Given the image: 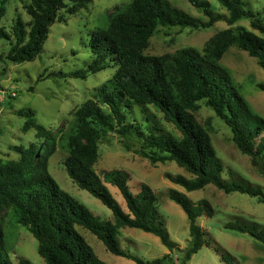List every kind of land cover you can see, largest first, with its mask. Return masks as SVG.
<instances>
[{
    "label": "trees",
    "instance_id": "trees-1",
    "mask_svg": "<svg viewBox=\"0 0 264 264\" xmlns=\"http://www.w3.org/2000/svg\"><path fill=\"white\" fill-rule=\"evenodd\" d=\"M30 0L24 7L31 20L18 16L9 32L0 27V39L11 41L7 59L13 63L32 61L41 53L52 23L63 20L60 11L76 12L88 0ZM208 17L202 20L169 0H131L117 6L109 23L91 37L92 60L86 67L65 76L86 78L89 73L105 69L110 61L117 65L113 75L98 89L95 98L87 99L75 112L71 150L64 159L69 176L77 184L99 198L112 210L114 221L102 220L89 207L63 189L50 172V158L56 151V134L39 123L32 108H21L17 114L25 118L24 130L34 127L36 140L18 144V159L0 161V264H14L11 251L18 226H25L38 240V251L47 264H108L101 259L79 226L90 230L103 241L109 251L132 259L136 264H175L170 254L152 260L126 252L120 246L121 227H133L157 235L173 252L178 245L166 229L157 205V195L147 184L134 192L128 175L114 169L101 177L94 168L100 155L101 135L117 133L124 147L132 149L139 142L137 154L152 163L175 161L192 177L178 174L170 179L187 191L213 184L225 192H241L264 201V193L236 179L222 177L224 163L212 140L210 127L203 125L195 111L205 101L231 129L241 152L264 173V117L244 97L231 71L221 63L224 53L238 44L249 55L258 58L264 68V17L245 7L244 0H219L227 15L215 13L208 0H189ZM10 0H0V20L6 15ZM247 18L251 29L233 26ZM230 27L211 36L202 49L182 47L160 56L146 54L150 38L160 26L207 28L218 20ZM257 86L264 91V83ZM130 102L151 105L172 122L181 136L165 129L146 131L140 124L127 121ZM115 185L126 202L125 209L107 184ZM171 200L179 204L189 220L190 240L183 250L181 264L207 242L206 232L198 223L202 215H213L208 200L197 202L176 188L169 190ZM242 232L264 243V225L246 228L232 224ZM19 264H34L21 257Z\"/></svg>",
    "mask_w": 264,
    "mask_h": 264
},
{
    "label": "rangeland",
    "instance_id": "rangeland-1",
    "mask_svg": "<svg viewBox=\"0 0 264 264\" xmlns=\"http://www.w3.org/2000/svg\"><path fill=\"white\" fill-rule=\"evenodd\" d=\"M24 1L30 0H10L6 15L0 20V27L11 32L18 16L26 22L31 20ZM130 1L88 0L85 6L74 13L68 12L66 8L62 9L60 14L64 19L52 23L41 53L32 61H9L7 54L11 41L4 37L0 39V161L18 159L15 146L28 145L37 139V130L34 127L24 130L25 118L17 114V110L21 108L34 109L37 121L56 134V151L50 158L49 166L53 177L63 189L85 203L100 219L111 221H114L112 210L69 176L64 159L71 150L70 137L76 110L87 99L95 98L98 87L113 75L117 65L110 61L105 69L89 73L86 78L65 76L59 72L86 67L93 58L90 48L92 34L108 25L110 15L117 6ZM169 1L193 16L208 19L203 10L189 0ZM208 1L215 13L228 14L219 0ZM244 2L247 9L264 17V0ZM73 3V0H67L68 6ZM233 26L251 29L247 18L237 21ZM227 27L230 25L223 19L200 29L160 26L150 38L144 52L160 56L187 46L202 49L211 36ZM221 63L231 71L251 107L264 117V91L257 86L258 82L264 83V68L259 64L258 58L249 55L238 44H233L224 53ZM126 114L128 122L140 124L146 131L160 128L181 136L175 125L151 105L130 102ZM195 114L203 125L210 127L213 144L224 163L222 177L236 179L264 193V173L252 164L249 155L238 148L228 125L205 101H201ZM94 127L101 135L100 155L94 165L97 173L103 177L106 172L119 169L128 175L132 191H139L143 184L153 188L169 236L178 245V249L170 252L157 235L125 226L118 232L120 246L124 251L144 260L163 257L169 253L175 264H181L183 250L189 244L190 231L187 214L169 197V190L176 188L195 202L208 200L213 207V215L205 214L198 218L208 242L192 255L187 264H264V243L248 232L228 227L230 223L243 225L247 229L264 225V201L247 193L225 192L213 184L187 191L170 179V176L178 174L192 177L175 161L152 163L135 151L140 145L138 141L134 142L132 149H127L117 133L104 134L101 125L94 124ZM107 186L127 209L119 189L111 183ZM79 230L98 256L108 264H136L132 259L109 251L103 241L90 230L81 226ZM17 232L16 237H10L12 241L15 239L11 251L14 264H19L21 257L34 264H47L38 251V240L32 233L22 225L18 226Z\"/></svg>",
    "mask_w": 264,
    "mask_h": 264
}]
</instances>
